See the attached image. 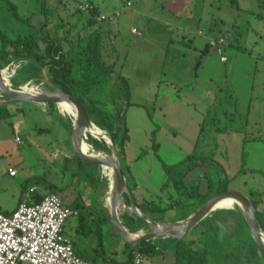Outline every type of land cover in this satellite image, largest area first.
I'll list each match as a JSON object with an SVG mask.
<instances>
[{
    "label": "rangeland",
    "instance_id": "374dc122",
    "mask_svg": "<svg viewBox=\"0 0 264 264\" xmlns=\"http://www.w3.org/2000/svg\"><path fill=\"white\" fill-rule=\"evenodd\" d=\"M94 1L102 11L120 9V16L100 23L95 18L98 12L91 14L79 9L84 3L93 2L73 0L67 6L59 5L58 1L59 4H52L55 10L49 12V26L42 31H57L60 37L67 35L68 39L64 40L67 47L69 39L76 45L90 34L98 31L104 34V26L110 25L112 33L101 36V43L106 46L105 59L114 64L115 71L90 96L92 101H100L99 105L113 111L122 101L114 103V94L123 93L115 78L121 74L130 87L131 99L123 103L129 139L125 154L119 159L129 176L135 200L147 204L152 199L161 201L163 206L177 202L173 209L157 214L170 222L195 211L201 200L199 195L207 199L215 195L217 186L226 178H231L229 189L241 190L253 200L263 198L264 0ZM128 1L132 6L126 7ZM9 2L16 4L13 12ZM46 9L47 13L48 6ZM15 13L20 15L19 19ZM42 17L41 0H0V29L13 39L31 32L33 27L28 23L34 21L39 36ZM88 17H92L91 21ZM57 24H61L59 29L55 27ZM133 27L142 35L133 33ZM215 35L227 39L226 61L218 53L213 52L211 56L203 53L208 39ZM198 62L200 65L196 66ZM16 63L14 68L20 65ZM42 75L43 80L33 78V83L38 89L49 90L53 84L47 68L42 70ZM27 76L16 68L9 84L13 77L14 82H22ZM0 96V115L10 113L0 117L3 209H14L22 191L31 186L43 192L52 191L55 185L65 188L58 191L65 205H70L72 200L65 192L80 196L78 202L86 203H92V197L97 198V190L102 195L108 178L100 168L93 169V180L98 178L102 183L96 190L94 181L80 177L84 176L81 172L72 177L79 167L76 163L82 161L72 150V131L66 128L68 120H72L70 115L50 104L12 102L1 90ZM153 130H156L155 139ZM16 131L23 142L15 139ZM87 139L90 140L89 136ZM154 141L159 144L162 160L156 156ZM192 152L212 159L189 171L184 185L176 187L171 183L162 191L167 179L163 162L175 164ZM12 170L16 176L11 175ZM131 176L140 190L133 187ZM123 203L131 209L125 199ZM262 206L264 210V202ZM100 208L96 207L93 213L98 214ZM215 212L186 237L192 235L198 247L200 243L209 251V264H264L263 258L255 253L249 227L240 222L236 213L228 209ZM87 218L92 223L89 212ZM78 224V216L70 217L66 232L75 236ZM90 238L85 240L87 249L98 245L97 238ZM125 242L115 226L107 223L102 248L108 255L120 259L129 256L130 247ZM172 261V252L166 250L148 255L145 264H173Z\"/></svg>",
    "mask_w": 264,
    "mask_h": 264
},
{
    "label": "trees",
    "instance_id": "16d2710c",
    "mask_svg": "<svg viewBox=\"0 0 264 264\" xmlns=\"http://www.w3.org/2000/svg\"><path fill=\"white\" fill-rule=\"evenodd\" d=\"M11 4V5H10ZM10 7L15 9L12 2H9ZM99 13V8L94 10V13ZM16 14V13H15ZM17 15V14H16ZM18 19L20 15L16 16ZM92 17H90L91 21ZM33 27V26H31ZM36 28H32V31L26 35H19L17 38L13 39L9 37L0 29V40L2 41V48H0V64L2 67H6L11 64L12 61H16L20 64L17 67V71L26 72L27 77L22 82H14V77L11 79L13 85L21 86L24 83H27L33 78L36 80H43L42 70L43 68L48 69L49 81L56 87H60L83 100L90 112L92 113L95 124L105 129L115 140L119 157L125 154V148L127 140L129 139L128 128L124 125L125 121L123 120L125 114V108L123 109V103L127 101L129 103L131 99L130 87L127 85L126 79L122 75H118L115 79L120 82V87L123 93L120 92V95L117 96L114 94V103L119 102L122 99L121 103L115 105V110L110 111L106 108L99 105L98 102L92 101L90 93L101 84L105 83L108 79V76L115 71L112 63L105 59V53L102 49L101 36L102 33L90 34L87 38L81 40L78 44L74 45L73 41L69 39V44L66 47L65 41L68 39L67 35L64 37L57 36L55 34H48L42 32L40 36L35 32ZM44 45V47H43ZM207 47L209 44L207 43ZM210 48V47H209ZM211 50V49H210ZM207 51V49H206ZM203 55V54H202ZM199 62L196 66H199ZM3 73V71H2ZM36 74L38 76H36ZM34 82V80H33ZM90 96V99H89ZM50 106L56 107L54 104ZM5 115H10L9 112L1 113L0 117ZM69 123L66 124V128L70 131L73 130V121L68 120ZM64 123V122H63ZM50 128H40V130H49ZM155 132H152V138L155 139ZM90 141L96 149H101L111 153V148L95 138L89 135ZM153 147L156 152L158 159L162 160L158 150L159 144L154 141ZM212 159L211 156L202 157L196 155L195 152L189 154L183 160L175 164H166L163 162L164 170L167 174V179L163 183L161 190L164 191L171 183H174V186L178 184L184 185V179L186 174L193 170L197 165L203 163L204 160ZM81 166H86L84 163L79 162ZM231 178H226L219 183L217 186V193L229 189L228 181ZM105 185V182H104ZM108 185V184H107ZM133 187L135 188L134 184ZM133 188V189H134ZM216 193V194H217ZM253 195V192L251 193ZM263 195V194H262ZM135 196V194H134ZM212 196V194H211ZM209 196V198L211 197ZM200 201L195 207V211L185 213L180 219H184L194 212H196L203 202L207 199L206 197L200 196ZM254 202L260 212L262 226L264 228V210L263 202L264 197L254 198ZM138 206L147 212L155 220H165L161 216L157 215L158 213L166 212L169 209L176 207V203H170L167 206L161 205V201L152 200L148 201L147 204L138 202ZM79 209V206H74ZM101 206L100 212L92 216V223L89 222L88 218L83 214H79V224L74 236V244L76 245L79 240L81 242L85 241L88 237L97 238L96 247L93 249V255L90 257L82 256L85 259L92 260H103V261H114L122 262L123 264H130L132 258V251L134 248L142 251L146 257L148 255L159 254L168 249H171L170 252L173 254V264H209V251L205 248V252L199 250L197 246V240L190 235L188 238L176 239V238H157L155 240L142 241L136 244H131L125 242L129 249V256H125L124 259L117 258V256H109L105 249L102 248V243L104 240V227L107 223L112 224L109 218V214L105 212V209ZM80 210V209H79ZM231 212H235L236 216L239 218L240 222L250 229L249 220L243 211L242 208L236 207L235 209H228ZM217 211V210H215ZM213 211L214 213H216ZM8 213V212H7ZM167 220V219H166ZM203 219L196 226L201 225ZM122 223L127 227L130 232H136L139 229L143 228V222L138 219L133 214H125L122 216ZM112 226H114L112 224ZM253 245L255 247V253L260 255L263 260L264 256L259 251L255 241L253 240ZM169 243H171L170 248H168ZM216 249V248H214ZM252 255L253 251L251 250Z\"/></svg>",
    "mask_w": 264,
    "mask_h": 264
},
{
    "label": "built area",
    "instance_id": "2783aa9c",
    "mask_svg": "<svg viewBox=\"0 0 264 264\" xmlns=\"http://www.w3.org/2000/svg\"><path fill=\"white\" fill-rule=\"evenodd\" d=\"M132 6L128 1L126 7ZM81 11L91 13L95 5L86 2ZM120 9L103 11L95 18L100 22L118 18ZM137 35L142 33L132 28ZM210 49L226 61L227 39L215 35L208 39ZM12 61L6 68H14ZM18 65V64H17ZM15 66L14 74L16 71ZM5 68V67H4ZM16 140L23 142L16 131ZM11 175H16L14 170ZM80 210L64 204L57 192H42L36 186L27 187L16 208L7 213L0 210V264H123L122 262L85 259L76 252L74 237L66 232V223ZM146 255L137 248L132 251L130 264H145Z\"/></svg>",
    "mask_w": 264,
    "mask_h": 264
},
{
    "label": "water",
    "instance_id": "95a60500",
    "mask_svg": "<svg viewBox=\"0 0 264 264\" xmlns=\"http://www.w3.org/2000/svg\"><path fill=\"white\" fill-rule=\"evenodd\" d=\"M3 69L4 67H2L0 64V90L5 96L9 98L10 101L33 102L39 104H54L57 106V104L60 103L61 101L68 100L73 102L78 107L80 111V115H78L77 120L72 119L73 121V130L71 133L72 150L75 152L79 160H81L86 165H90V167L100 168L102 171L104 169V166H110L113 168L114 173L118 175V177L121 179V187H122L121 190L124 195V198L126 202L131 206L130 214H133L138 219H140L143 222V227L146 228L147 230V232L141 237L130 238L125 232V231H129L127 227L122 223V220H120L119 217L117 219L112 212L111 215H109L110 221L127 242L131 244H136L142 241H149L157 238H167V237L176 238V239L186 238L198 223H200L203 219H205V217H207L212 211H214L215 209L214 206L217 203V201H219L221 198L225 196H233L242 203L243 205L242 209L249 220L250 231L253 235L254 241L259 251L264 256V241H263L264 228L262 226L260 212L254 200L247 193L237 189H226L208 198L199 207V209L190 216L184 219L170 221L173 224L176 223L178 224L188 219V222L183 229H169V228H161L157 226L158 222H167L168 220H155L147 212H145L143 209H141L138 206L133 196L132 186L129 176L123 169V166L120 162L118 146L115 140L113 139V137L109 134L113 140V148L109 146L111 148V155L109 157L96 159L88 156L85 152H83L80 146V141L83 140L84 136L85 137L87 136V132L90 131V126L95 123L92 113L88 109L87 104L83 100H81L78 96L60 87H55L51 84H50V89L45 90L42 93L30 94V95L22 92L16 93L8 87L5 78L2 74ZM13 86L15 88L20 87L15 85Z\"/></svg>",
    "mask_w": 264,
    "mask_h": 264
},
{
    "label": "bare ground",
    "instance_id": "6f19581e",
    "mask_svg": "<svg viewBox=\"0 0 264 264\" xmlns=\"http://www.w3.org/2000/svg\"><path fill=\"white\" fill-rule=\"evenodd\" d=\"M13 69L14 68L10 69V68L5 67L4 72L2 73L7 85H8V82H9L8 80L11 74H13L14 72ZM32 83L33 81H29L27 83L22 84L18 88H15L11 83V85H8V87L16 93H21V92L26 93V92H23L22 90L26 88L27 86L31 85ZM27 89H33V88H27ZM39 90L45 91L43 89H39ZM57 108L63 114L70 115L73 120H77L78 115H80V111L78 107L73 102L68 101V100H63L60 103H58ZM89 135H92V137L99 139L100 141L106 143L108 146L113 148V140L110 137L109 133L102 127L98 126L97 124L94 123L93 125L90 126V131L87 132V136ZM87 136L86 137L84 136L83 140L80 141V146L83 152L86 151L85 153L88 156L92 158H96V159H102V158L109 157L111 155V153L109 154L105 150L96 149L93 146L92 142L87 139ZM103 173L108 178V185L106 189H104L102 196H101L102 205L106 210H108V213L110 215L113 212V215H115L117 219L119 217L120 220H122V216H124L125 214H130L131 209L130 207H128L126 204L123 203V199L125 198L121 190L122 188L121 179L118 177V175L114 173L113 168L110 166H104ZM214 207H215L214 210L235 209L236 207L242 208L243 205L235 197L225 196L221 198L219 201H217ZM187 222H188V219L178 224L177 223L173 224L172 222H158L157 226L161 228H169V229H183L186 226ZM125 232L130 238H138V237L143 236L147 231H145L144 229H139L136 232H130V231H125ZM263 241H264V233H263Z\"/></svg>",
    "mask_w": 264,
    "mask_h": 264
},
{
    "label": "crops",
    "instance_id": "0c3cea01",
    "mask_svg": "<svg viewBox=\"0 0 264 264\" xmlns=\"http://www.w3.org/2000/svg\"><path fill=\"white\" fill-rule=\"evenodd\" d=\"M58 1H59V3H58ZM87 1H90V2H93L94 4H96V2L94 1V0H87ZM58 3L59 5H62V4H65V5H67L68 6V4H69V2H73V0H41V7L44 9V17H42V24H41V27H39V31L42 33L43 31V29L44 28H47L49 25H48V18H49V14L50 13H53V11L55 10V6L53 7V3ZM15 4V3H14ZM16 5V4H15ZM46 6H48V8H49V11L46 13V11H47V9H46ZM96 6L99 8V5H97L96 4ZM79 10V9H78ZM99 10L101 11V12H103L100 8H99ZM50 12V13H49ZM81 12V11H80ZM16 18V17H15ZM90 17H88V19H89ZM17 19V18H16ZM32 24H30V23H28L29 25H31V26H33L34 28H36L37 29V26H36V22L34 21V22H31ZM103 25V24H102ZM43 26V27H42ZM57 29H59L60 27H61V24L59 25V24H57L56 26H55ZM104 30H106V32L105 33H107V32H111L112 30H111V28H110V25L109 26H104V28H103ZM100 31H98V33H99ZM56 33V34H55ZM59 32H57V31H54L53 33H50V32H48V34L50 35V34H55V35H57V36H60L59 34H58ZM102 33V32H101ZM103 34V35H100V36H102L103 38L104 37H106V35L107 34ZM112 33V32H111ZM28 34V33H27ZM19 35H21V34H19ZM18 35V36H19ZM26 35V34H25ZM17 36V37H18ZM40 36V35H39ZM16 37V38H17ZM180 41H182V42H184L185 40H180ZM186 42V41H185ZM208 43V42H207ZM106 49V46H102V49ZM206 49H207V51H206ZM203 53L205 54V55H207V56H211L212 55V53H213V51L212 50H210V48L209 47H205V50L203 51ZM5 69V68H4ZM4 69H3V72H4ZM44 69V68H43ZM12 75V74H11ZM8 85H10L9 84V82H8ZM27 88H33V89H27ZM23 92H26V93H28V94H38V93H42L43 91H41V90H39V89H37V87L34 85V83H32L31 85H29V86H27L26 88H24L23 90H22ZM31 104H36V105H39V103H31ZM57 107V106H56ZM60 111V110H59ZM61 112V111H60ZM62 117H63V115L62 114H60ZM15 134H16V132H15ZM16 139V138H15ZM78 163V162H77ZM76 163V165H79V167H77L76 169V171L73 173V175H72V177L75 175V173L76 172H81L84 176H80V177H84L85 178V176L86 177H88V178H90V179H92L93 180V177H95V171L93 170L94 168L93 167H90V166H87L86 164H84V165H86L85 167L84 166H81L79 163L77 164ZM89 169H91V170H89ZM17 175V174H16ZM16 175H13V176H16ZM65 176H66V174H65ZM131 178H132V181H133V177L131 176ZM94 181V180H93ZM67 183V182H66ZM101 182H99V180H98V178H96V180L94 181V188L93 189H95L96 190V188H98V186L100 187L101 186ZM133 184H134V186L136 187V188H138L137 190H140V186H139V184L136 182V180H135V182L133 181ZM57 185H55V186H53V188H51L52 189V191H54V192H57V193H59L58 191L59 190H65V188L64 189H62V188H60V187H56ZM66 186H69L68 184H66ZM69 189V188H68ZM40 190V189H39ZM42 191V190H41ZM50 190H48L47 192H49ZM43 192V191H42ZM94 192V191H93ZM97 194H95L96 195V197L97 198H95V197H92L93 198V202L92 203H86L85 201H79L78 202V200H81L80 199V196L77 198V196H75V194L74 193H72V192H65V194H66V196L68 195L69 197H71V201H70V205H67V206H71V207H74V206H79V209H80V212H81V214H83L85 217L87 216L88 217V212H89V216H93L94 215V213H93V210L94 209H96V207L97 208H100V206H102L103 207V205H102V202H101V194L99 193V191L97 190ZM22 193H23V191H22ZM22 193H21V195H20V198L18 199V201L16 202V205H15V207H14V209L16 208V206H17V204L19 203V201L21 200V198H22ZM79 193V192H78ZM61 197V196H60ZM62 197H63V195H62ZM63 199V201H64V197L62 198ZM65 204V203H64ZM101 204V205H100ZM104 208V207H103ZM14 209H12V210H7V209H3L2 208V206H1V204H0V210L1 211H4V212H11V211H13ZM215 211V210H214ZM79 217V216H78ZM77 230V229H76ZM73 237H74V235L73 234H71ZM88 239H90L91 240V238L90 237H88L87 239H85L86 241L88 240ZM164 239V238H163ZM155 240V239H154ZM86 241H83V242H81L80 240H79V242H77L76 243V245H75V249H76V252L79 254V255H81V256H87V257H90V256H92L93 255V253H91V252H89V251H91V250H93L94 249V247L92 248V249H87V247H86ZM170 245H171V243H169V245H168V248H170ZM199 250L201 251V250H203V248H205L204 246H201V244L199 243ZM168 252H170L171 251V249H168L167 250ZM208 256H209V253H208ZM173 262V261H172Z\"/></svg>",
    "mask_w": 264,
    "mask_h": 264
}]
</instances>
